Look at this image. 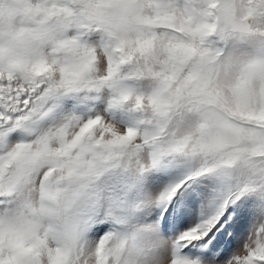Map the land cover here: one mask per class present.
<instances>
[{
  "label": "snow or ice",
  "instance_id": "1",
  "mask_svg": "<svg viewBox=\"0 0 264 264\" xmlns=\"http://www.w3.org/2000/svg\"><path fill=\"white\" fill-rule=\"evenodd\" d=\"M0 264H264V0H0Z\"/></svg>",
  "mask_w": 264,
  "mask_h": 264
}]
</instances>
